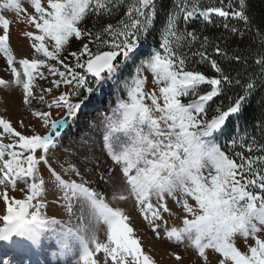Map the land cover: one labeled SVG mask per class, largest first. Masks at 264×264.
<instances>
[{
	"label": "snow or ice",
	"instance_id": "snow-or-ice-1",
	"mask_svg": "<svg viewBox=\"0 0 264 264\" xmlns=\"http://www.w3.org/2000/svg\"><path fill=\"white\" fill-rule=\"evenodd\" d=\"M29 3L33 12L21 0H0V54L11 76L0 77V87H19L25 105L35 101L46 106L31 112L43 129L30 124L31 134L0 116V200L5 205L0 264H37L36 256L54 257L55 264H157L131 215L119 206L129 199L157 239L177 245L187 241L203 264L209 262L208 250L219 255L217 264H264V115L250 135L247 129L232 135L230 126L233 119L245 118L249 99L264 88V31L255 28L259 51L254 56L248 52L254 70L235 76L221 61H248L228 49V37L217 38L225 41L222 47L203 34L218 16L230 36L242 41L254 27L246 0H227L226 5L220 0L221 6L173 0L158 41L157 0ZM7 10L18 23L35 29L23 32L32 41L31 58L14 54L13 21L3 14ZM229 19L243 26L230 25ZM197 20L200 27H193ZM73 39L82 46L67 52ZM153 43L158 46L150 47ZM205 63L214 75L195 67ZM113 90L124 96L97 125L110 165L89 168L93 142L63 162L57 157L58 171L50 159L65 130L87 119L89 107ZM220 97L226 103L221 100L212 108ZM19 124L25 127L23 120ZM18 183L25 185L21 199L9 195ZM49 189L57 194L66 219L48 215ZM170 201L186 214L182 227H168L165 214L175 215ZM237 235L246 250L236 245ZM248 239L253 243L247 244ZM170 255L182 259L178 252Z\"/></svg>",
	"mask_w": 264,
	"mask_h": 264
},
{
	"label": "rangeland",
	"instance_id": "rangeland-1",
	"mask_svg": "<svg viewBox=\"0 0 264 264\" xmlns=\"http://www.w3.org/2000/svg\"><path fill=\"white\" fill-rule=\"evenodd\" d=\"M25 1L28 3L25 8L28 10V12H33V9L29 4V0ZM22 2L23 0H21V3ZM22 6L24 7L23 3ZM5 15H7L8 18L13 21V28L11 31V37L13 38V41L11 43L15 48L17 55H19L17 57L31 58L34 50L30 47L32 41L23 36V32L26 31L25 23H18L15 13L11 10L5 11ZM47 43L49 47H51L52 42L48 41ZM0 77L5 79L11 78L10 71L7 70L6 59L4 58L3 54H0ZM50 79L51 78H49V80ZM38 83L44 87L49 86V82L47 80H38ZM152 87L153 85L149 80L146 88L150 90ZM57 94L58 93L54 90L53 96ZM122 96H124V94L121 91L113 90L110 94L106 95L102 101L106 103V107L98 109L96 112H93V110L90 112L87 111V118L91 116V120H85L82 118L83 123L79 129L75 128L77 121L72 124L70 128L66 129L61 141L63 145H61L54 154L55 160L57 161V157L60 158L59 162H63L65 159H70L72 156L77 155V149L80 148L82 144H91L94 142V148L89 149V159L91 160V164L88 165L89 168H91L93 165H99L101 167L110 165L111 161L106 155L103 154L101 150L102 146L100 141V132L102 131V127L98 128L97 125L102 123L105 115L111 114V110L115 107L118 98ZM47 99L49 102H51V97H48ZM38 110H46V106L35 101L32 105H25L23 103L22 90L19 87H0V116L8 118L17 128V130L23 131L25 134H31L32 129L29 127L31 124L36 126L37 131H43V129L40 128L38 120L33 115H31L32 111ZM56 111L57 110L53 109L54 114ZM21 120H23L25 124L23 129L20 128L19 124V121ZM97 157H99V159H97ZM80 159L83 160V157H80ZM50 162L54 167L58 166V162L57 164L54 161ZM41 173L47 180V172L41 170ZM19 185L20 183L17 184L16 191H12L11 189L9 190L10 196H15L18 199L23 198V196H20V193L22 192L20 191L21 188ZM53 195V197H57L56 193H53ZM45 198L48 201L47 196ZM113 203L114 206H116V203ZM190 203L194 202L190 201ZM169 205L172 207L175 215L169 217L167 214H165V218L168 220V227L175 225L182 227L183 224L180 220L181 215H183L182 210L178 206L174 205L171 201L169 202ZM119 206L125 207L128 213L131 215L133 226L137 230V234L141 237L144 248L155 257L157 264H203V261L198 257L196 251L192 247L188 246L187 241H185L184 244L177 245L174 241H169L166 238L157 239L148 228L147 222L144 221L134 210L133 201L131 199H129L127 202H120ZM55 208L60 211L59 213L63 214V217H66L64 210L59 207V205H55ZM4 209L5 205L3 201L0 200V213H3ZM47 213L51 216L49 212ZM101 236L103 237V232H101ZM242 239L243 238L241 237H237V242L239 245L242 244ZM243 243L244 245L242 244L240 248L241 250H246L244 239ZM251 243H253V241H251V239L248 240L247 244ZM172 252H178L182 259L180 261H176L170 255ZM208 255V264H217L219 255L214 253L212 250H208Z\"/></svg>",
	"mask_w": 264,
	"mask_h": 264
},
{
	"label": "trees",
	"instance_id": "trees-1",
	"mask_svg": "<svg viewBox=\"0 0 264 264\" xmlns=\"http://www.w3.org/2000/svg\"><path fill=\"white\" fill-rule=\"evenodd\" d=\"M159 6V17L157 20V32L154 34L157 41L159 36V27L163 23L166 13L173 7V0H157ZM203 6H221L220 0H200ZM225 5L227 4V0H224ZM246 7L248 14L252 18L253 29L252 32L246 34L245 38L241 41L237 37H232L230 34L223 28V19L214 16L213 23L204 27L203 34L208 35L212 38L213 42L221 43V46H225V41L217 40L218 37L224 36L228 37L226 41L228 49L231 51L240 52L242 56L248 61V64H243L242 62H232L229 64L227 61H221L222 66L228 68L231 71L232 75H236L237 72H240L241 75L244 74V70L247 69L249 72L254 70L255 66L249 67L252 64V59L249 57L248 52H251L254 56L257 51H259V38L254 37L253 33L255 32V28L261 29L264 31V0H246ZM229 24H237L238 26H243L242 22H238L235 20L229 19ZM90 26V24H89ZM193 27H200V21L197 20L193 22ZM83 42H87L86 39ZM82 46L81 41H77L75 39L72 40L71 46L67 49V52L70 51H78ZM158 44H150V47H156ZM244 49H248V51H244ZM211 52V49H209ZM230 51V54H231ZM67 52L65 55H67ZM71 58L69 57V60ZM219 59V58H218ZM192 67V65H190ZM198 70L205 72L207 75H214L213 70L210 66L205 63L202 65L195 66ZM258 71V69H255ZM235 91H239V89H235ZM231 94V93H229ZM221 100H225L224 97H220L215 101L214 104L211 105L212 108L215 107L216 104H219ZM226 103V100H225ZM264 115V88H258L253 96L249 99L247 103V112L245 114V118L242 120L233 119L231 122V127H233L234 132L232 135H243L244 129L248 130V134H251L252 125L257 123L261 116ZM257 136L259 137V132H257ZM227 138H221V143H225Z\"/></svg>",
	"mask_w": 264,
	"mask_h": 264
}]
</instances>
